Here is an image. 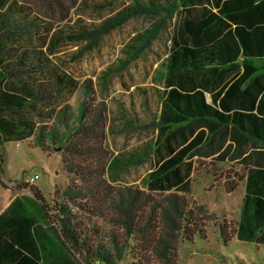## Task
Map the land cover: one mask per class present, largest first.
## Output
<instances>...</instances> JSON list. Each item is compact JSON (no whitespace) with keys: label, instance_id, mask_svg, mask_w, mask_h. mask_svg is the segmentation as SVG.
I'll list each match as a JSON object with an SVG mask.
<instances>
[{"label":"trees","instance_id":"16d2710c","mask_svg":"<svg viewBox=\"0 0 264 264\" xmlns=\"http://www.w3.org/2000/svg\"><path fill=\"white\" fill-rule=\"evenodd\" d=\"M151 1L149 6L131 8L130 13L161 18L140 38L130 57L141 53L158 30L169 26L165 81L179 87L197 86L194 94L184 95L186 110L180 111L177 123L184 122L185 127L176 129L185 140L182 131L191 123L205 128L139 183H113L106 106L96 101L91 80H86L76 113L68 104L44 108L56 96L54 86L64 79L56 74L52 82L21 85L13 83V77L30 66L13 70L12 61L0 63V88H4L0 90V149L5 141L26 138L47 153L60 148L68 179L64 188L55 189L50 202L31 187L32 195L15 197L0 213V264H118L127 257L129 264H177L179 244L192 241L196 234L205 239L206 222L213 216L190 194L191 161H184V154L194 148L191 154L201 159L217 152L212 158L219 162L240 157L246 148L255 152L264 148V141L256 138V132L264 128V0ZM79 2L0 0V61L4 53L12 55L17 49L6 41L27 39L37 31L32 20L17 24L10 13L32 12L39 20L37 26L48 32L54 24L69 20ZM95 34H76L75 39ZM204 92H210L209 103ZM175 94L171 90L170 97ZM194 97L197 109L191 105ZM228 136L234 143L223 146ZM164 138L161 141L158 133L149 151L158 156L172 152ZM232 144L234 151L227 157ZM240 160L248 161L246 157ZM2 161L0 152V171ZM139 161L141 157L131 164ZM244 176L238 219L231 224L222 217L216 223L217 233L223 242L235 237L264 244V170L236 169L237 179L225 176V190H236Z\"/></svg>","mask_w":264,"mask_h":264},{"label":"crops","instance_id":"0c3cea01","mask_svg":"<svg viewBox=\"0 0 264 264\" xmlns=\"http://www.w3.org/2000/svg\"><path fill=\"white\" fill-rule=\"evenodd\" d=\"M151 3V0H80L77 7L71 11L69 20L54 24L48 32L37 26L39 20L31 16L32 12L15 11L9 14L14 23L22 24L23 21L32 20L31 24H34L37 29L30 33V38L6 41L7 45L14 44L17 49L12 55L8 54L10 52L4 53L0 63L12 61L13 70H21L23 67L30 66L29 70L14 76L12 82L33 86L38 81L52 82L56 74L64 79L63 82H59L58 87L51 85L57 89L54 92L56 96L53 100L48 101V104H44L42 106L44 108L54 105L56 109H59L68 104L70 111L76 113L86 92L87 79L83 80L85 76L80 73L81 63H85L88 55L95 51L100 52L101 47L108 43V39H110L109 44L116 47L115 57L102 68L97 76L98 80L93 81L89 78L96 101L104 102L106 106V144L110 151V180L113 183H139L146 173L156 168L163 160L174 155L175 152L182 150L184 145L191 141L201 128H205L191 123L189 129L182 131L185 140H181L179 131L176 129L179 125L185 127L184 122L177 123L182 118L179 114L180 111L186 110L184 95L194 94L197 86L194 88L179 87L165 81L171 46L169 26L158 30L141 53L133 58L130 57L132 50L139 44L140 38L145 37V34L150 32L152 25L161 18L160 15L138 11L130 13L131 8L136 4L149 6ZM16 10L18 9L16 8ZM260 23L256 22L254 25ZM89 33L96 34L75 39L76 34ZM99 54L102 56L101 53ZM241 59L242 56H239V61ZM139 60L145 61L143 74L146 77L143 82H137L133 71H131ZM254 60L259 59L255 58ZM114 78L117 79L118 85L109 86V80ZM216 89L214 87L210 92L214 93ZM0 90H4L3 86ZM171 90L176 93L173 97H170ZM210 92H204L205 100L208 103L211 101ZM177 94L180 96H176ZM260 95L261 93L257 95V99ZM193 104L197 109L196 97L191 99V105L193 106ZM37 121L51 123L52 119H37ZM158 133L161 141L165 139L164 137L168 138L164 142L169 143L172 152H161L158 156V153L149 151L155 146ZM256 138L259 141H264V128L261 127L256 132ZM230 139L228 136L223 146L227 143H234ZM160 148L162 149V145ZM193 149L191 148L183 156L184 161H191L190 178L192 179L198 170V161L214 160L212 157L217 154L214 152L208 157L200 159L197 154H191ZM233 151L234 144H232L227 157ZM139 157H141V161L131 164ZM243 157H246L248 161L243 163L240 160ZM221 162L232 163L236 169L247 167L248 169L264 170V148L258 152L246 148L240 157L233 160L226 158L218 163ZM115 178L117 179L114 180ZM245 178L246 176L237 186L239 188L243 184L242 196L245 190ZM34 187L36 188V186ZM18 196H12L6 187L0 186V213ZM238 216L239 208L236 220Z\"/></svg>","mask_w":264,"mask_h":264},{"label":"rangeland","instance_id":"374dc122","mask_svg":"<svg viewBox=\"0 0 264 264\" xmlns=\"http://www.w3.org/2000/svg\"><path fill=\"white\" fill-rule=\"evenodd\" d=\"M109 42L110 39L101 47L100 52L95 51L88 55L85 63H81L80 73L85 76L83 80L89 78L93 81L98 80L97 76L102 68L115 57L116 47ZM144 65L145 61L139 60L131 70L137 82L145 80ZM108 85H118L117 79H110ZM0 152L3 153L0 186L6 187L12 196L32 195L31 187L36 186L42 198L50 202L55 189L64 188L68 182L62 168L61 149L47 153L37 145L31 146L29 140H9L3 143ZM235 171L236 168L232 163H218L214 160L198 161V170L191 180L190 194L213 216L206 222L205 239L196 234L192 241H183L179 244L177 264H264V244L241 241L235 237L223 242L217 233L216 223L222 217L231 224L237 218L243 184L229 193L224 186L226 175L230 176L229 180L237 179L234 177ZM34 175H37L34 182L24 185V182ZM1 182L5 186H2ZM130 260V257H127L118 264H129Z\"/></svg>","mask_w":264,"mask_h":264},{"label":"built area","instance_id":"2783aa9c","mask_svg":"<svg viewBox=\"0 0 264 264\" xmlns=\"http://www.w3.org/2000/svg\"><path fill=\"white\" fill-rule=\"evenodd\" d=\"M37 175H34L32 178H30L29 180L25 181L24 183L27 184H32L34 182V180L36 179Z\"/></svg>","mask_w":264,"mask_h":264},{"label":"water","instance_id":"95a60500","mask_svg":"<svg viewBox=\"0 0 264 264\" xmlns=\"http://www.w3.org/2000/svg\"><path fill=\"white\" fill-rule=\"evenodd\" d=\"M57 150H59L60 148H56Z\"/></svg>","mask_w":264,"mask_h":264}]
</instances>
